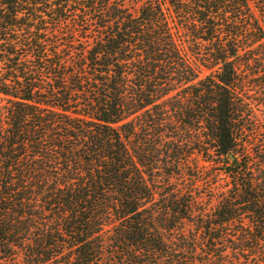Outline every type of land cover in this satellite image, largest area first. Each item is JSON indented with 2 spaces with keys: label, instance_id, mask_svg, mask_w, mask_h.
Masks as SVG:
<instances>
[{
  "label": "trees",
  "instance_id": "1",
  "mask_svg": "<svg viewBox=\"0 0 264 264\" xmlns=\"http://www.w3.org/2000/svg\"><path fill=\"white\" fill-rule=\"evenodd\" d=\"M0 264H264V0H0Z\"/></svg>",
  "mask_w": 264,
  "mask_h": 264
},
{
  "label": "water",
  "instance_id": "2",
  "mask_svg": "<svg viewBox=\"0 0 264 264\" xmlns=\"http://www.w3.org/2000/svg\"><path fill=\"white\" fill-rule=\"evenodd\" d=\"M231 159H232V160H234V157H233V156H231Z\"/></svg>",
  "mask_w": 264,
  "mask_h": 264
}]
</instances>
